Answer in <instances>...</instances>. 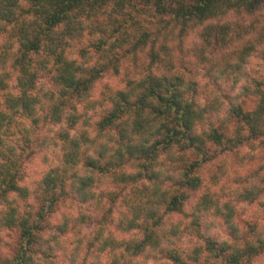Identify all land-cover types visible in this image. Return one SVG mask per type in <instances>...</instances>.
I'll return each mask as SVG.
<instances>
[{"label":"clouds","instance_id":"obj_1","mask_svg":"<svg viewBox=\"0 0 264 264\" xmlns=\"http://www.w3.org/2000/svg\"><path fill=\"white\" fill-rule=\"evenodd\" d=\"M0 264H264V0H0Z\"/></svg>","mask_w":264,"mask_h":264}]
</instances>
